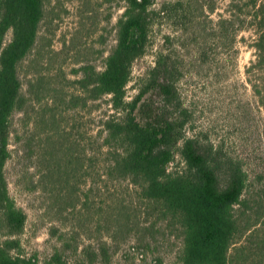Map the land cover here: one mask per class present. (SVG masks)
<instances>
[{
    "label": "rangeland",
    "instance_id": "1",
    "mask_svg": "<svg viewBox=\"0 0 264 264\" xmlns=\"http://www.w3.org/2000/svg\"><path fill=\"white\" fill-rule=\"evenodd\" d=\"M42 2L34 49L17 67L26 102L10 118L4 167L9 195L26 214L18 236L22 255L47 264L62 248L74 264H180L173 222L143 202L128 179L107 174L101 131L115 115L109 97L84 101L73 83L84 67L102 70L124 0ZM176 2L186 0H155L152 9ZM260 6L264 11V0L256 6L199 0L157 19L145 55L132 64L126 99L135 95L156 54L169 53L190 114L186 137L239 160L248 183L264 186V114L252 90L256 74L248 70L257 55ZM181 167L176 156L169 170Z\"/></svg>",
    "mask_w": 264,
    "mask_h": 264
},
{
    "label": "trees",
    "instance_id": "2",
    "mask_svg": "<svg viewBox=\"0 0 264 264\" xmlns=\"http://www.w3.org/2000/svg\"><path fill=\"white\" fill-rule=\"evenodd\" d=\"M124 2L115 45L102 70L84 67L83 76L73 81L84 101L108 96L115 112L102 123L107 174L128 179L143 202L173 222L179 231L180 264H264V186L248 183L239 160L195 137H186L190 114L177 88L181 74L169 53L156 54L154 66L135 95L126 99L132 64L145 55L156 20L199 0L166 3L157 10L152 9L155 0ZM248 6H256V0H248ZM255 15L261 19L254 43L257 55L248 70L256 74L252 90L264 114L261 6ZM42 18V0H0V264H37L33 257L22 255L18 236L26 214L9 195L4 167L10 157V118L26 102L17 67L34 49ZM176 156L182 167L170 171ZM48 175L53 177L51 172ZM257 179L261 181V177ZM83 253L87 254V247ZM47 264L74 263L63 257L61 248ZM75 264L94 261L83 259Z\"/></svg>",
    "mask_w": 264,
    "mask_h": 264
}]
</instances>
